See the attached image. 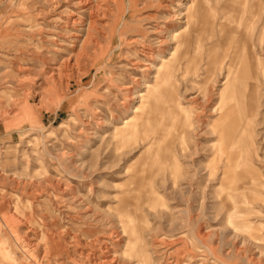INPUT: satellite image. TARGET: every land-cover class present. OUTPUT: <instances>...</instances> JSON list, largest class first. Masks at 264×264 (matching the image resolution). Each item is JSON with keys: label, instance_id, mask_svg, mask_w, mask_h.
I'll return each instance as SVG.
<instances>
[{"label": "rangeland", "instance_id": "rangeland-1", "mask_svg": "<svg viewBox=\"0 0 264 264\" xmlns=\"http://www.w3.org/2000/svg\"><path fill=\"white\" fill-rule=\"evenodd\" d=\"M92 2L0 0V264H264V0Z\"/></svg>", "mask_w": 264, "mask_h": 264}, {"label": "bare ground", "instance_id": "bare-ground-1", "mask_svg": "<svg viewBox=\"0 0 264 264\" xmlns=\"http://www.w3.org/2000/svg\"><path fill=\"white\" fill-rule=\"evenodd\" d=\"M79 1L85 3V5H91V4L95 5L92 2V0H79ZM131 1L133 3H136L135 0H131ZM119 6H120V8H122V2H119ZM101 7H103V6H101ZM91 14L93 15L94 13L92 12ZM92 18H93V16H92ZM96 23H97L96 21L92 22V28H94L96 26ZM116 27H118V24L116 25ZM114 31H115V28H112L111 33H113ZM89 35H90L89 40H91V42H94V38H95L94 35H92V33H90ZM111 35H112L111 42H113L116 34L115 35L111 34ZM195 59L196 58H194V60ZM216 66H218L217 62H214L212 60L210 63V66L206 69V71H207L206 84L210 83L211 76H213L215 74ZM243 67L244 68H243L242 72L248 76H251V74H252L251 68L248 67L247 64H245V63H243ZM166 78H167L168 82H171L172 79H174V70L173 69H170L167 67L164 70L162 80H165ZM225 78H226L225 79L226 84L219 94V96H220L219 100L220 101L218 102V106L216 108L217 111L220 112V117H218V119L215 121L214 126H213L214 132L219 133V135H220L219 140H218V144H219L218 145V151L220 150L223 153L226 151V149H228V147H230V145L235 147L236 144L239 145L240 142L245 143V144H249V139H250V136L252 134L251 133L252 132V127H251L252 122L247 119V117H248V114H247L248 113V111H247L248 99L250 97L249 101L251 104V103H253V101L255 100V98L257 96L256 95L257 94V86L255 84H252L248 88V85L245 82L238 79V75L234 72L233 68L228 69ZM250 78L254 79L255 77L252 76ZM159 86H158V88H160ZM207 91L208 90H206V92ZM159 92H160V89H159ZM171 92L175 95L176 94V88L174 87L171 90ZM206 96H207V94H206ZM175 97H177V95H175ZM209 101H210V98H208L207 102H209ZM175 103L178 105V111H179L180 115H182V113L185 112V109H183L181 107V103H180V100L178 97L175 100ZM230 136H234V140H233V138L230 139ZM163 149H164V151H162L160 155L163 156V152H165L167 155L166 148H163ZM169 153H168V157L173 154V153L172 154L171 153L169 154ZM158 157L159 156L157 155L156 158H158ZM174 157H175V155H174ZM171 159H173L172 156H171ZM176 160L177 159H175V160L173 159V160H171V162L169 161V163H170V168L173 167V169L176 168L178 170V169H180L179 168L180 163L178 160L177 161ZM157 163H159V162H157ZM159 166H160V164H159ZM177 170H176V172H177ZM172 175H174V174H172ZM175 175H177V174H175ZM128 227L129 226H126V229H125L126 233H131L132 231L134 232L135 227L133 228L132 231ZM133 232L131 234H133ZM102 252L106 255L109 251L106 248H104ZM147 260H148V258L146 257V254L144 253L143 257H142V261L144 262ZM144 263L146 264V262H144Z\"/></svg>", "mask_w": 264, "mask_h": 264}]
</instances>
